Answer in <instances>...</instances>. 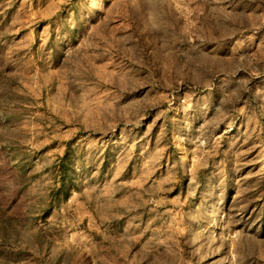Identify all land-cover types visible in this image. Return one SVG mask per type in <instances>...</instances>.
Wrapping results in <instances>:
<instances>
[{"label":"rangeland","instance_id":"obj_1","mask_svg":"<svg viewBox=\"0 0 264 264\" xmlns=\"http://www.w3.org/2000/svg\"><path fill=\"white\" fill-rule=\"evenodd\" d=\"M0 264H264V0H0Z\"/></svg>","mask_w":264,"mask_h":264}]
</instances>
